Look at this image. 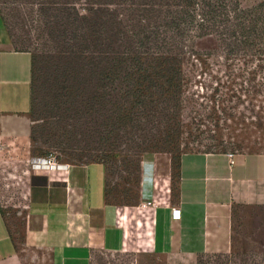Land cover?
<instances>
[{
    "label": "rangeland",
    "instance_id": "rangeland-1",
    "mask_svg": "<svg viewBox=\"0 0 264 264\" xmlns=\"http://www.w3.org/2000/svg\"><path fill=\"white\" fill-rule=\"evenodd\" d=\"M232 1L226 16L219 11L200 25L196 0L194 20L174 26L166 20L183 12L181 0H0V38L32 53L30 143L0 149V203L23 264H48L34 261L38 250L23 239L40 211L28 192L33 158L102 163L106 200L123 205L138 202L153 157L167 156L175 197L181 154L221 152L233 162L264 152V0ZM159 54L178 67L176 85L165 89L155 79L138 100L128 75ZM97 168H70L76 182L89 177L93 200ZM233 230L226 250L170 254L168 264H264V232L253 239L248 206L236 207ZM127 259L97 253L95 264Z\"/></svg>",
    "mask_w": 264,
    "mask_h": 264
},
{
    "label": "crops",
    "instance_id": "crops-1",
    "mask_svg": "<svg viewBox=\"0 0 264 264\" xmlns=\"http://www.w3.org/2000/svg\"><path fill=\"white\" fill-rule=\"evenodd\" d=\"M31 66L30 50L0 38V149L2 143L13 148L30 143ZM166 157L161 165L152 158L138 202L123 205L106 200L102 163L58 165L54 158L53 164L33 158L28 192L30 204L40 211L23 239L38 250L34 261L95 264L96 254L103 253L128 258L129 264H168L170 254L226 250L234 211L243 205L249 209L253 239L259 240L264 232V152L239 154L231 157L233 162L221 152L181 154L175 197ZM95 165L102 183L93 200L89 177L76 182L70 168ZM12 233L0 203V264H23Z\"/></svg>",
    "mask_w": 264,
    "mask_h": 264
},
{
    "label": "trees",
    "instance_id": "trees-1",
    "mask_svg": "<svg viewBox=\"0 0 264 264\" xmlns=\"http://www.w3.org/2000/svg\"><path fill=\"white\" fill-rule=\"evenodd\" d=\"M183 1V4L186 5L185 9H183V12L180 13L178 11H175L170 15V17L166 20L170 25L179 26L180 20H183L184 23H189L190 21H193L196 17V13L193 11V2L196 0H181ZM226 0H202L203 4V13L200 16L201 19H199L200 25H202L205 20L210 21L213 20V18L217 17L218 12H221L222 16H226ZM232 3L233 1L230 0ZM235 3L238 4V1ZM191 5V6H190ZM238 5L234 8V15L239 20V24L242 25V17L245 13L242 14V8H239L240 12L237 10ZM225 8V9H224ZM223 9V10H220ZM245 12V11H243ZM180 13V14H179ZM259 15V14H258ZM244 18V17H243ZM258 16L254 14L252 16V22L256 25L257 24ZM242 31L245 32V27H242ZM143 36L147 37L146 34ZM138 55L136 54V57ZM136 68L132 71L133 75H128L133 77V83H134V94L135 97L139 100L140 97H142L143 94L147 93L148 91L153 88V81L155 79H162V81L165 84H161V86L165 89H171L173 86L176 85V81L179 78L178 74V67L176 64L171 61L170 57L166 54H159L157 56V59L150 62V64L147 65H141V63L138 64V66H135Z\"/></svg>",
    "mask_w": 264,
    "mask_h": 264
},
{
    "label": "built area",
    "instance_id": "built-area-1",
    "mask_svg": "<svg viewBox=\"0 0 264 264\" xmlns=\"http://www.w3.org/2000/svg\"><path fill=\"white\" fill-rule=\"evenodd\" d=\"M53 158H54V157H53L51 154H49V155L46 156V158L42 157L41 160H42L43 162L48 163V164H53V163H55V161H52ZM231 160H232V159H231ZM173 214H174V215L176 214V213H175V210H174Z\"/></svg>",
    "mask_w": 264,
    "mask_h": 264
},
{
    "label": "bare ground",
    "instance_id": "bare-ground-1",
    "mask_svg": "<svg viewBox=\"0 0 264 264\" xmlns=\"http://www.w3.org/2000/svg\"><path fill=\"white\" fill-rule=\"evenodd\" d=\"M58 167V166H57Z\"/></svg>",
    "mask_w": 264,
    "mask_h": 264
}]
</instances>
